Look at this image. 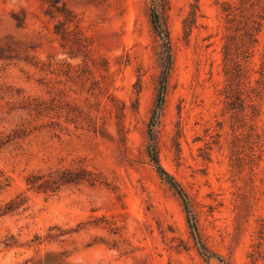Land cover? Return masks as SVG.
I'll return each mask as SVG.
<instances>
[{
    "label": "rangeland",
    "instance_id": "1",
    "mask_svg": "<svg viewBox=\"0 0 264 264\" xmlns=\"http://www.w3.org/2000/svg\"><path fill=\"white\" fill-rule=\"evenodd\" d=\"M61 1L79 51L42 0H0V264H264V20L231 92L223 9L239 0ZM152 9L172 53L160 161L223 262L199 253L147 154L163 62Z\"/></svg>",
    "mask_w": 264,
    "mask_h": 264
},
{
    "label": "trees",
    "instance_id": "2",
    "mask_svg": "<svg viewBox=\"0 0 264 264\" xmlns=\"http://www.w3.org/2000/svg\"><path fill=\"white\" fill-rule=\"evenodd\" d=\"M42 1L47 4V8L44 12L45 15L56 21L53 26V33L63 42L71 41L75 47H78V51L79 48H84L85 46L83 43L87 42V37L84 34V28L82 27L80 20L77 18V15L68 9L65 3L61 0ZM250 1L252 0H239L238 7L232 6L230 3H225L223 9L226 16V22L229 25L227 30L230 32L223 47V56L225 74L229 78V88H231V92L233 91L232 87L236 82V79L240 78L242 75V61L246 63L254 52L258 40L257 36L262 28L264 20V0H254V2L250 4V8H252L249 15L250 17L246 18V14L244 15V12L247 10V3ZM150 16L154 33L161 41L163 49V62L157 101L149 123L147 154L157 175L181 200L187 217L190 234L199 253L207 260L218 259L223 262V260L215 253L211 252L203 242L186 192L180 183L162 166L160 161L157 136L154 128L158 124V120L165 103L168 80L172 70V53L168 29L160 23V18L155 9L151 10ZM14 20L19 27L23 26V20L19 19L17 16H14ZM77 35H79L80 38ZM67 53L71 58H78L81 56V54L75 53L73 49L67 50ZM262 71L264 73V66ZM250 103L252 108L257 110L254 100H250ZM231 105L234 109L243 106L242 95L240 92L235 94L233 100L231 101ZM72 181L73 180L68 179L63 180L64 183Z\"/></svg>",
    "mask_w": 264,
    "mask_h": 264
}]
</instances>
